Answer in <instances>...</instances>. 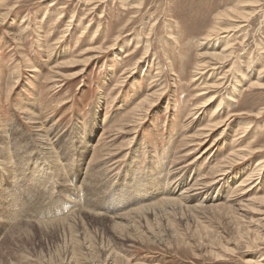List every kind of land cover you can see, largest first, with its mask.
<instances>
[{
    "label": "rangeland",
    "instance_id": "374dc122",
    "mask_svg": "<svg viewBox=\"0 0 264 264\" xmlns=\"http://www.w3.org/2000/svg\"><path fill=\"white\" fill-rule=\"evenodd\" d=\"M0 154V264H264V0H0Z\"/></svg>",
    "mask_w": 264,
    "mask_h": 264
},
{
    "label": "bare ground",
    "instance_id": "6f19581e",
    "mask_svg": "<svg viewBox=\"0 0 264 264\" xmlns=\"http://www.w3.org/2000/svg\"><path fill=\"white\" fill-rule=\"evenodd\" d=\"M136 64V63H135ZM136 67V66H135ZM256 71V70H255ZM151 96H149V98L147 97L145 100H143L141 103H139L138 105H137V107H136V109H137V111L138 110H141V111H144L143 110V108L145 109V110H147L149 107H152V105H153V101L155 100L154 98V100L152 99V98H150ZM209 99L207 100H205L204 102H203V104H201V106L202 107H205V106H209V104H210V102L212 103V100H213V97H208ZM145 106V107H144ZM200 106V107H201ZM135 111V110H134ZM199 111H200V109H199ZM199 113V112H198ZM219 124V123H218ZM217 126V125H216ZM212 128H214V126L212 127ZM40 137H41V134H40ZM45 138H46V136H45ZM44 140V139H43ZM48 140V139H47ZM47 142V141H46ZM44 143H45V141H44ZM52 143V142H51ZM51 145H54V144H51ZM46 147V146H45ZM52 148H54V147H52ZM22 154V153H21ZM26 154V153H25ZM0 156H1V154H0ZM18 156V155H17ZM21 157V156H20ZM52 158V157H51ZM12 159V158H11ZM240 159H241V157H240ZM9 160H10V158H9ZM13 160V159H12ZM12 160H10V161H12ZM48 160V159H47ZM46 160V161H47ZM51 160V159H50ZM55 160H58V158L57 159H55ZM37 161H38V159H37ZM13 162V161H12ZM24 162V161H23ZM6 162L4 161V160H1L0 159V164H1V166H0V168L4 171V169H9L8 168V165H6L5 164ZM55 163V162H54ZM9 164H11V162H9ZM14 163H12L11 165H13ZM52 164V163H51ZM58 164V163H57ZM56 164V165H57ZM54 166H55V164H54ZM61 166V165H60ZM64 166V165H63ZM13 169L15 168V167H12ZM89 168V167H88ZM154 168V167H153ZM100 169V168H99ZM155 169V168H154ZM159 169V168H158ZM103 170V169H102ZM157 170V169H156ZM61 171H63V170H61ZM65 171V170H64ZM158 171V170H157ZM162 171L163 170H161L160 172H161V174H162ZM15 174V173H14ZM91 174V173H90ZM159 174V173H158ZM157 174V175H158ZM89 175V174H88ZM97 175V174H96ZM66 177V176H65ZM85 177V176H84ZM98 178V177H97ZM103 178V177H102ZM155 182V181H154ZM176 182V181H175ZM89 184V183H88ZM159 184V183H158ZM154 185H155V183H154ZM180 185V184H179ZM82 186V185H81ZM91 186V185H90ZM160 186V185H159ZM176 186V185H175ZM77 187V186H76ZM75 187V188H76ZM176 188V187H175ZM10 189V188H9ZM180 189V188H179ZM196 189H198V188H196ZM200 189V188H199ZM174 190H176V189H174ZM9 191V190H8ZM8 191H7V193H8ZM81 191V190H80ZM162 191V190H161ZM170 191V190H169ZM180 191V190H179ZM194 191V190H193ZM79 192V191H78ZM177 192V191H176ZM163 193V192H162ZM178 193V192H177ZM170 194V193H169ZM84 195V194H83ZM177 195V194H176ZM193 195V194H192ZM85 196V195H84ZM166 196V195H165ZM175 196V195H174ZM93 197V196H92ZM179 197H181L183 200H185V199H187V198H189V197H191V195H185V194H182V195H180ZM8 199V198H7ZM95 199V198H94ZM263 200V199H262ZM6 201V200H5ZM94 201V200H93ZM150 201V200H149ZM7 202V201H6ZM156 202V201H155ZM162 202V201H161ZM172 203V202H175V203H177L179 206H180V204L177 202V200H175V199H173V198H166V199H164V201L161 203V204H164V203ZM180 202V201H179ZM10 203V202H9ZM86 203V202H85ZM158 203H156V204H152V205H148V206H145L146 208H150V207H154V206H156ZM10 205V204H9ZM160 205V204H159ZM5 207V206H4ZM144 207V208H145ZM3 208V207H2ZM8 208V207H7ZM85 208H87V207H85ZM88 208H90V207H88ZM144 208H142V209H140V210H144ZM145 208V209H146ZM82 209V208H81ZM91 209V208H90ZM84 211V210H83ZM83 211H81V212H83ZM86 211V210H85ZM128 211V210H127ZM133 211V210H132ZM131 211V212H132ZM130 212V213H131ZM86 213H87V211H86ZM129 213V212H128ZM80 214V213H79ZM82 214V213H81ZM94 214V213H93ZM92 214V215H93ZM91 214H89V216H90ZM97 215H99L98 213H97ZM101 215V214H100ZM12 216V215H11ZM129 216V215H128ZM127 216H125L124 214L123 215H121V216H119V217H117V218H126ZM117 218H113V219H117ZM5 219H6V217H5ZM4 219V220H5ZM121 221H123V220H121ZM9 224V223H8ZM121 225L123 226V224H122V222H121ZM120 228V227H119ZM122 229H123V227H121Z\"/></svg>",
    "mask_w": 264,
    "mask_h": 264
}]
</instances>
